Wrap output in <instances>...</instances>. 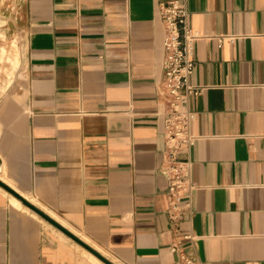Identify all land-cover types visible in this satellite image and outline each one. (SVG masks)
<instances>
[{
	"label": "crops",
	"instance_id": "crops-1",
	"mask_svg": "<svg viewBox=\"0 0 264 264\" xmlns=\"http://www.w3.org/2000/svg\"><path fill=\"white\" fill-rule=\"evenodd\" d=\"M24 1L25 100L0 97V264H180L174 245L198 264H264V0H186L201 91L177 223L158 0Z\"/></svg>",
	"mask_w": 264,
	"mask_h": 264
},
{
	"label": "built area",
	"instance_id": "built-area-1",
	"mask_svg": "<svg viewBox=\"0 0 264 264\" xmlns=\"http://www.w3.org/2000/svg\"><path fill=\"white\" fill-rule=\"evenodd\" d=\"M160 16L165 27L164 74L160 95L165 104V148L161 173L168 180L169 214L180 222L190 204L195 183L192 180L190 150L196 141L192 132L190 98L200 93L192 83L196 67L195 44L203 37L190 24L186 0H158ZM180 252V264H198L195 257Z\"/></svg>",
	"mask_w": 264,
	"mask_h": 264
},
{
	"label": "rangeland",
	"instance_id": "rangeland-1",
	"mask_svg": "<svg viewBox=\"0 0 264 264\" xmlns=\"http://www.w3.org/2000/svg\"><path fill=\"white\" fill-rule=\"evenodd\" d=\"M4 3V14L0 19V97L3 102L22 103L26 93L24 31L21 28L25 1L5 0Z\"/></svg>",
	"mask_w": 264,
	"mask_h": 264
},
{
	"label": "water",
	"instance_id": "water-1",
	"mask_svg": "<svg viewBox=\"0 0 264 264\" xmlns=\"http://www.w3.org/2000/svg\"><path fill=\"white\" fill-rule=\"evenodd\" d=\"M22 199V198H21ZM23 201H25L24 199H22ZM32 206V205H31ZM34 209H36L38 212H40L41 214H43L48 220H50L52 223H54L56 226H58L61 230H63L64 232H66L68 235L72 236L73 238L77 239L80 241V239H78V237L72 233L70 230H68L67 228H65L62 224L58 223L56 220H54L51 216L47 215L46 213L40 211L39 209H37L36 207L32 206ZM98 257H100L106 264H114L111 261H109L108 259H106L105 257H103L102 255L96 253L95 251H93Z\"/></svg>",
	"mask_w": 264,
	"mask_h": 264
},
{
	"label": "bare ground",
	"instance_id": "bare-ground-1",
	"mask_svg": "<svg viewBox=\"0 0 264 264\" xmlns=\"http://www.w3.org/2000/svg\"><path fill=\"white\" fill-rule=\"evenodd\" d=\"M17 63V62H16ZM16 199V198H15ZM19 204V203H18ZM91 256H92V258L95 260V261H98V262H100L101 264H104V263H102L96 256H94V255H92L91 254Z\"/></svg>",
	"mask_w": 264,
	"mask_h": 264
}]
</instances>
